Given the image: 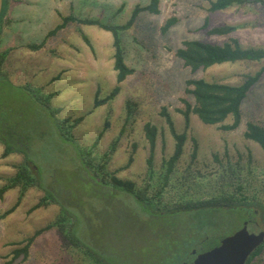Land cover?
<instances>
[{
  "label": "rangeland",
  "instance_id": "rangeland-1",
  "mask_svg": "<svg viewBox=\"0 0 264 264\" xmlns=\"http://www.w3.org/2000/svg\"><path fill=\"white\" fill-rule=\"evenodd\" d=\"M210 1L161 0L159 14L141 13L131 27L124 29L125 60L134 72L120 84L113 99L99 106L95 105L96 96L106 98L117 85L113 35L81 20L93 18L125 25L134 7L149 0L10 1L0 23V54L6 52L0 58V116L15 119L19 131L30 134V163L35 174L52 184L57 194V186L62 188L67 182L71 183L66 188L74 186V174H67L65 169L75 170L80 163L77 150L65 135L89 151L88 159L106 181L114 183L116 177L146 188L151 184L150 174L158 173L175 151V139L161 114L166 107L176 130L187 133L175 167L179 177H185L186 198L242 197L243 193L256 192L264 206V150L245 136L250 121L264 126V74L243 105L238 128L227 130L223 123L205 124L195 113H191L190 126L185 128L184 99L195 102L186 91L189 79L239 84L247 74L264 67L263 59L192 71L177 57L176 50L186 39L224 43L233 37L243 46L264 47V7L248 3L211 12ZM64 17L73 19L51 32ZM169 19H175V23L164 32L162 27ZM222 25L242 27L230 35L208 32ZM26 86L29 91H20L19 87ZM48 95L51 97L46 101L43 96ZM52 115L60 124L68 120L71 127L64 125L63 133L58 127L53 131L49 122ZM149 122L157 127L153 153L145 133ZM229 123L232 121L225 122ZM49 129L51 135L42 136V131ZM4 149L0 141V189L7 187L0 197V215L10 211L0 219V264H97L55 226L35 238L27 255L16 256L15 251L24 247L37 230L58 218L61 206L46 199L44 189L37 185L12 183L25 155L15 152L5 156ZM175 193L166 189L163 195ZM88 195L96 199V212L87 209L90 217L84 227L106 250L107 260L118 264H155L157 259L161 264H182L189 253L216 246L248 218L264 229V207L260 206H226L212 214L149 215L127 192H120L116 198L95 197L93 192ZM80 199L76 200L82 207ZM81 209L84 211V207ZM250 230L258 232L259 228L253 223ZM250 264H264V252Z\"/></svg>",
  "mask_w": 264,
  "mask_h": 264
},
{
  "label": "trees",
  "instance_id": "trees-1",
  "mask_svg": "<svg viewBox=\"0 0 264 264\" xmlns=\"http://www.w3.org/2000/svg\"><path fill=\"white\" fill-rule=\"evenodd\" d=\"M10 1L11 0H3L0 23H2L5 18ZM160 2L161 0H149L146 5H136L132 11L130 20L125 25L105 23L93 18L81 20L84 24L98 25L110 31L113 35L114 69L116 71L117 85L106 98L98 99L96 96V106L113 99L120 91V84L134 72V69L130 67L125 60L122 31L131 27L141 13L159 14L161 12ZM248 3L258 4L264 7V0H211L209 11L215 12L225 10L235 6H243ZM72 19V17H64L63 23L58 25V27L51 32L65 26L68 21ZM174 23L175 19L167 20L162 30L164 32L168 31ZM208 26L209 18H206L204 27L207 28ZM241 27L242 25H222L211 27L208 32L216 35H230ZM5 54L6 52L0 54V58H3ZM176 55L186 66L190 67L192 71H197L222 63L261 61L264 59V47L243 46L238 38L233 37L224 43H213L202 39H186L183 41L181 47L176 50ZM263 74L264 67L255 73L247 74L244 80L239 84H228L216 80L209 81L205 78L189 79L187 81L186 91L193 95L195 102L192 104L187 99H184L186 109H184L182 113L185 118L186 130L190 126L191 113L197 114L199 119L205 124L216 125L223 123V127L227 130L238 128L242 122L243 105L254 86L261 80ZM7 82L17 88L10 80H7ZM19 89L24 92L30 90L27 86L19 87ZM35 90L39 91L38 89ZM50 97L49 95L46 97L43 96L46 101L49 100ZM44 108H46V106H44ZM53 112L52 110V113ZM161 114L166 117L169 128L175 139V151L173 155L164 162L162 169L158 173H154L153 170H150V173L153 172L148 179L151 184L148 183L146 188L142 186L137 187L132 181L120 180L116 177L114 178V183L106 181L103 179L102 174L99 173V169L88 159L87 155L89 156V151L83 150V148L75 141L71 140L68 135H65L67 140L72 143L77 150L80 163L79 167L75 170L69 171L65 169L67 174H74L77 180L74 182V186L71 185V190L66 188L71 182H67L68 184L66 183V185L60 188L57 186V181L53 176V182L55 186H57L55 190H58L60 192L59 194L52 189V187H54L52 184L45 183L41 175L35 174V168L30 163L32 159L31 147L29 148L28 145L31 139L30 134L19 131L15 119L7 116H0V141L5 145L4 155L6 156L15 152H20L25 155L24 163L19 167L17 175L10 181L12 183L22 182L23 185H37L44 189L46 199L58 203L61 206V213L58 218L48 227L37 230L36 233L27 240V244H25L24 247L15 251L16 256H20L22 253L27 255L29 247L34 242L35 238L43 231L55 226L59 227L63 235H65L74 246L84 250L86 255L97 264H118L117 262H109L107 260L108 256L106 250L99 247V242L96 237L91 235L89 228L87 230L84 227V225L89 222L87 217H90V214L87 213V209H90L91 213L96 212V199H91L90 195H88L92 192L95 197L101 195L109 198L118 197L119 193L122 191L127 192L134 197L141 207V210L149 215H170L186 212L212 214L214 211H218L220 208H225L226 206L234 208H238L242 205L264 207L262 202L257 198L256 192L252 195L243 193L241 195L242 197L238 195L233 197H215L210 195L203 198H194L193 196L186 198L188 194L184 190L186 184L185 177L183 179L180 178V175L176 173L175 167L183 153L187 133H180L176 130L173 117L170 112L167 111L166 107L162 108ZM53 115L49 121L53 131L58 127L63 133L64 125H66L68 129L71 127V125L68 124V120L62 121V125L58 120L54 119V121ZM227 120H231L232 123L225 124ZM52 122L56 127H54L55 125ZM50 129L42 131V136L44 134H50L52 132ZM145 133L153 153L156 146L157 127L149 122L145 125ZM245 136L259 143L264 150V126L250 121L247 124ZM98 140L99 137L96 142H98ZM117 142L118 141L112 143L114 149L117 146ZM197 149L198 143L195 141L194 154H196ZM149 163L150 167H152V157L149 159ZM148 188H150V192ZM6 189L7 187L0 189V197L3 196ZM166 189L176 190V193L172 194V196H168L167 194L163 195ZM78 197L82 199H80L82 207H80L76 200ZM46 199H43V201H46ZM88 205L89 207H87ZM83 207L84 211L81 209ZM9 212L10 211L0 215V219L5 217ZM183 251H185V248H183ZM263 252L264 243L253 252L246 264H250L254 261L255 257ZM190 255L192 254L189 253V256ZM155 264H161V259H157Z\"/></svg>",
  "mask_w": 264,
  "mask_h": 264
},
{
  "label": "water",
  "instance_id": "water-1",
  "mask_svg": "<svg viewBox=\"0 0 264 264\" xmlns=\"http://www.w3.org/2000/svg\"><path fill=\"white\" fill-rule=\"evenodd\" d=\"M3 0H0V15ZM264 243V230L251 232L248 221L232 235L221 240L220 244L200 252L193 262L182 264H246L253 252ZM194 250L193 253H195Z\"/></svg>",
  "mask_w": 264,
  "mask_h": 264
},
{
  "label": "flooded vegetation",
  "instance_id": "flooded-vegetation-1",
  "mask_svg": "<svg viewBox=\"0 0 264 264\" xmlns=\"http://www.w3.org/2000/svg\"><path fill=\"white\" fill-rule=\"evenodd\" d=\"M245 221H248V228H249V230H250V226L253 224V223H255L256 225H257V227L259 228V230L258 231H261V230H264V229H262L261 228V226H260V224L257 222V221H254V220H252L251 218L249 219H247V220H245ZM244 221V222H245ZM251 231V230H250ZM221 242V241H220ZM220 242L217 244V245H219L220 244ZM216 245V246H217ZM215 247V246H214ZM211 248H213V247H211ZM210 248V249H211ZM209 250V249H208ZM200 252H203V251H201V249L199 250V249H196V252L195 253H192V255H190L188 258H187V260H185L184 262H188V263H190V262H193L195 259H196V257H197V255L200 253Z\"/></svg>",
  "mask_w": 264,
  "mask_h": 264
}]
</instances>
